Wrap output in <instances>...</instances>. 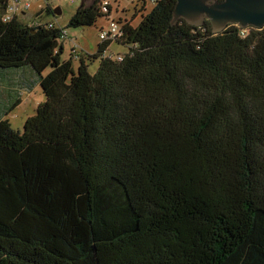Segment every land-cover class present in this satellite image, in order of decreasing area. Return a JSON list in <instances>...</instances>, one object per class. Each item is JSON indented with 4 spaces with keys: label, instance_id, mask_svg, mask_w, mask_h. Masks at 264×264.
I'll use <instances>...</instances> for the list:
<instances>
[{
    "label": "trees",
    "instance_id": "trees-1",
    "mask_svg": "<svg viewBox=\"0 0 264 264\" xmlns=\"http://www.w3.org/2000/svg\"><path fill=\"white\" fill-rule=\"evenodd\" d=\"M45 1L7 19L0 0V72L45 96L22 133L0 118V264H264V28L215 34L152 0L64 60ZM110 3L67 27L115 22Z\"/></svg>",
    "mask_w": 264,
    "mask_h": 264
},
{
    "label": "rangeland",
    "instance_id": "rangeland-1",
    "mask_svg": "<svg viewBox=\"0 0 264 264\" xmlns=\"http://www.w3.org/2000/svg\"><path fill=\"white\" fill-rule=\"evenodd\" d=\"M112 14L110 19L115 22L125 23L130 22L132 26H137L142 20L143 16L149 14L153 7L152 0H110ZM82 0H78L75 3H71V0H51L49 4L53 11L57 8L61 10V16L55 20L52 16L44 15V20L55 21L58 26L65 29L68 37L63 40L64 53L63 59L67 60L70 57L72 48H76L79 52H85L87 54H93L96 52L99 40V29L107 26V20L102 19L98 21L97 26L92 28H79L71 29L68 28V22L72 15L75 14L77 9L80 7ZM45 0H34L32 1L31 8L29 9L28 18L33 17L41 9L45 7ZM90 2H88L89 5ZM29 23L31 20H27ZM128 52V48L119 46L118 44H112L109 48V53L113 55H125ZM99 66V61H95L90 66V72L94 74ZM78 62H74V68L77 69ZM21 71L12 70L7 72H0V74H8L5 78H0V118L9 119L12 128L15 131L23 132L24 124L29 117L35 115L36 110L40 104L45 101V96L42 89L37 83L32 90H28L25 86L21 85L26 81L27 76H23ZM46 75V73H45ZM30 78V77H29ZM17 90L14 93L8 94V92ZM4 100V101H3ZM17 100L21 101L14 111L8 112V110L16 103ZM7 114V116H6Z\"/></svg>",
    "mask_w": 264,
    "mask_h": 264
},
{
    "label": "water",
    "instance_id": "water-1",
    "mask_svg": "<svg viewBox=\"0 0 264 264\" xmlns=\"http://www.w3.org/2000/svg\"><path fill=\"white\" fill-rule=\"evenodd\" d=\"M96 0H82L81 6ZM173 23L183 19L192 26H201L206 21L212 24L213 32L219 34L228 26L240 28H264V0H176ZM61 16L60 8L54 10Z\"/></svg>",
    "mask_w": 264,
    "mask_h": 264
},
{
    "label": "built area",
    "instance_id": "built-area-1",
    "mask_svg": "<svg viewBox=\"0 0 264 264\" xmlns=\"http://www.w3.org/2000/svg\"><path fill=\"white\" fill-rule=\"evenodd\" d=\"M32 1L34 0H10L6 18L12 19L14 16H18L27 10L29 11ZM77 1L78 0H71V3H75ZM120 31V26L116 22L110 21L106 29H101L99 39L102 42L114 41L120 36ZM118 60H122V58L119 57Z\"/></svg>",
    "mask_w": 264,
    "mask_h": 264
},
{
    "label": "bare ground",
    "instance_id": "bare-ground-1",
    "mask_svg": "<svg viewBox=\"0 0 264 264\" xmlns=\"http://www.w3.org/2000/svg\"><path fill=\"white\" fill-rule=\"evenodd\" d=\"M107 26H108V24H107ZM107 26H106V27H101V28L99 29V36H100V31H101V29H102V28L106 29ZM120 29H121V27H120Z\"/></svg>",
    "mask_w": 264,
    "mask_h": 264
},
{
    "label": "crops",
    "instance_id": "crops-1",
    "mask_svg": "<svg viewBox=\"0 0 264 264\" xmlns=\"http://www.w3.org/2000/svg\"><path fill=\"white\" fill-rule=\"evenodd\" d=\"M34 14V13H33Z\"/></svg>",
    "mask_w": 264,
    "mask_h": 264
}]
</instances>
